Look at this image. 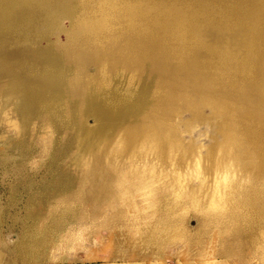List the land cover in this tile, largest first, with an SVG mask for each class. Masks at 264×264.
<instances>
[{
	"label": "rangeland",
	"instance_id": "rangeland-1",
	"mask_svg": "<svg viewBox=\"0 0 264 264\" xmlns=\"http://www.w3.org/2000/svg\"><path fill=\"white\" fill-rule=\"evenodd\" d=\"M0 264H264V0H0Z\"/></svg>",
	"mask_w": 264,
	"mask_h": 264
}]
</instances>
